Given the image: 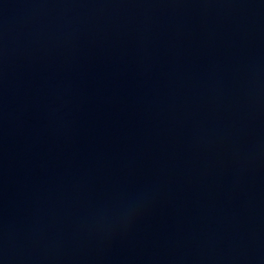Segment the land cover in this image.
<instances>
[{"label":"water","instance_id":"95a60500","mask_svg":"<svg viewBox=\"0 0 264 264\" xmlns=\"http://www.w3.org/2000/svg\"><path fill=\"white\" fill-rule=\"evenodd\" d=\"M0 264H264V0H0Z\"/></svg>","mask_w":264,"mask_h":264}]
</instances>
